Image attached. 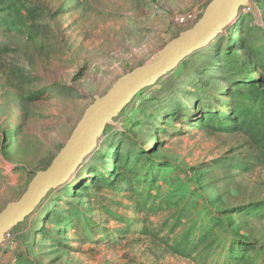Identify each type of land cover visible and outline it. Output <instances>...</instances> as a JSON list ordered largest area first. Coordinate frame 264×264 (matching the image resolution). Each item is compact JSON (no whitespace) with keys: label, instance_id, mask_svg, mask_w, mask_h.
Here are the masks:
<instances>
[{"label":"rangeland","instance_id":"rangeland-1","mask_svg":"<svg viewBox=\"0 0 264 264\" xmlns=\"http://www.w3.org/2000/svg\"><path fill=\"white\" fill-rule=\"evenodd\" d=\"M211 1L0 0V213ZM263 139L264 0H248L106 125L4 235L0 264H264Z\"/></svg>","mask_w":264,"mask_h":264},{"label":"water","instance_id":"water-1","mask_svg":"<svg viewBox=\"0 0 264 264\" xmlns=\"http://www.w3.org/2000/svg\"><path fill=\"white\" fill-rule=\"evenodd\" d=\"M247 5L248 0H212L190 30L169 42L148 63L119 78L104 96L96 97L50 166L35 173L19 200L8 204L0 213V245L4 235L24 221L52 189L72 177L95 150L106 125L138 92L153 86L184 58L208 45Z\"/></svg>","mask_w":264,"mask_h":264},{"label":"trees","instance_id":"trees-1","mask_svg":"<svg viewBox=\"0 0 264 264\" xmlns=\"http://www.w3.org/2000/svg\"><path fill=\"white\" fill-rule=\"evenodd\" d=\"M231 130L233 129V127L230 128ZM247 133L251 131V129H253V125L250 124L249 126H247ZM257 162L261 165L264 166V139H263V142L261 144V147L259 149V154L256 158Z\"/></svg>","mask_w":264,"mask_h":264}]
</instances>
